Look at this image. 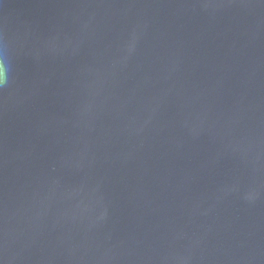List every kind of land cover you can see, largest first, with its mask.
I'll return each mask as SVG.
<instances>
[{
	"label": "water",
	"instance_id": "obj_1",
	"mask_svg": "<svg viewBox=\"0 0 264 264\" xmlns=\"http://www.w3.org/2000/svg\"><path fill=\"white\" fill-rule=\"evenodd\" d=\"M0 264H264V0H0Z\"/></svg>",
	"mask_w": 264,
	"mask_h": 264
},
{
	"label": "clouds",
	"instance_id": "obj_2",
	"mask_svg": "<svg viewBox=\"0 0 264 264\" xmlns=\"http://www.w3.org/2000/svg\"><path fill=\"white\" fill-rule=\"evenodd\" d=\"M5 83V66L2 59H0V87Z\"/></svg>",
	"mask_w": 264,
	"mask_h": 264
}]
</instances>
